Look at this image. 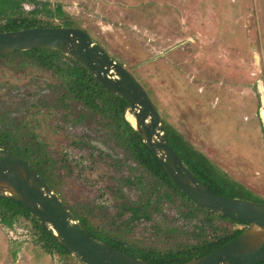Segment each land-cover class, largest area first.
Here are the masks:
<instances>
[{
    "label": "rangeland",
    "instance_id": "374dc122",
    "mask_svg": "<svg viewBox=\"0 0 264 264\" xmlns=\"http://www.w3.org/2000/svg\"><path fill=\"white\" fill-rule=\"evenodd\" d=\"M37 1L40 18H46L45 6H59L74 28L139 82L162 125L229 181L225 197L264 204V0ZM24 9L34 7L25 4ZM11 11L23 9L18 3ZM60 85L55 72L29 56L0 57V112L8 116L4 129L17 125L23 142L43 146L54 192L92 224L123 234L139 249L164 252L190 240L196 220L185 219L170 203L152 212L150 220L131 222V214L120 215L123 204L145 194L124 185L126 166L134 169L130 177L144 171L129 162L104 120L91 124L77 118L81 107H54V88ZM85 137L103 142L114 158L98 155L81 142ZM217 224L234 228L225 221ZM170 228L177 233L170 234ZM0 264L83 263L71 254L47 251L29 220L8 226L0 215Z\"/></svg>",
    "mask_w": 264,
    "mask_h": 264
},
{
    "label": "trees",
    "instance_id": "16d2710c",
    "mask_svg": "<svg viewBox=\"0 0 264 264\" xmlns=\"http://www.w3.org/2000/svg\"><path fill=\"white\" fill-rule=\"evenodd\" d=\"M20 4L22 12H12L16 4ZM37 0H0V33L19 31L33 27H73L74 24L69 16L60 7L52 10L48 6L46 18L38 16L39 11ZM25 4L33 5L34 9L27 11ZM59 22V24L55 23ZM78 29V28H77ZM11 55L29 56L38 61L42 66L55 72L61 81L60 86L54 88V107L62 106L67 110H78L80 121L89 120L97 123L98 120L106 122V128L111 129L115 142L123 148L133 150L130 153L135 156L137 162L147 168L151 174L149 180H138V187L144 196L136 203L123 204L120 215L131 214L130 221L138 222L142 219L150 220L153 213L160 212L161 207L170 203L177 206L182 216L187 220H196V225L190 234L191 239L177 242V248L164 252L156 250L139 249L123 238L121 233L113 232L97 227L91 223L87 217L78 211L70 209L76 213V217L83 225L88 235L95 240L103 242L113 248L118 249L134 258L141 259L150 264H181L201 257L217 250L233 239L237 238L247 227V224L224 216L219 217L212 213L202 211L195 207L189 199L170 180L164 169L151 154L149 149L143 144L136 131L125 120V111L128 102L120 97L108 93L91 75L77 62L65 57L61 53L53 50H33L19 52ZM10 55L0 56L7 57ZM65 60V61H63ZM70 102L74 104L70 105ZM42 105H45L43 103ZM46 106V105H45ZM5 112H0V149H5L17 155L28 164L48 183L53 189L55 183L51 173L48 155L43 146L33 140L22 141V135L18 133V126H14L12 131L4 129ZM164 133L169 145L178 153L188 168L208 187V189L218 196L225 197L222 192L223 187L229 181L210 163L201 153L196 151L183 137L174 129L165 126ZM137 148L134 151V148ZM1 221L11 226L19 218L27 219L31 222L35 230L39 233V241L49 252L59 254L70 253L63 248L43 227V225L30 215L28 210L19 202L0 198ZM225 221L234 228L227 230L218 227L217 222ZM117 229V228H116ZM170 234L177 233L175 228L169 229ZM264 264V262L260 263Z\"/></svg>",
    "mask_w": 264,
    "mask_h": 264
},
{
    "label": "water",
    "instance_id": "95a60500",
    "mask_svg": "<svg viewBox=\"0 0 264 264\" xmlns=\"http://www.w3.org/2000/svg\"><path fill=\"white\" fill-rule=\"evenodd\" d=\"M33 50L61 53L81 65L108 93L125 99L128 102L125 120L185 197L202 211L247 224L237 238L204 257L181 264L264 262V204L211 192L169 145L156 107L122 65L81 29L33 27L0 33V56ZM256 60L259 61L258 56ZM0 198L21 203L72 257L83 264H150L92 239L35 169L5 149H0Z\"/></svg>",
    "mask_w": 264,
    "mask_h": 264
},
{
    "label": "flooded vegetation",
    "instance_id": "af4514ba",
    "mask_svg": "<svg viewBox=\"0 0 264 264\" xmlns=\"http://www.w3.org/2000/svg\"><path fill=\"white\" fill-rule=\"evenodd\" d=\"M54 101V100H53ZM43 103H45L44 101H43ZM71 104H73V102H70V105ZM45 105H47L46 103H45ZM45 105H43V106H45ZM52 108V107H51ZM61 108H65V107H62L61 106ZM78 115H77V118H79L80 119V113H77ZM12 129H13V127H8L7 128V131H12ZM81 142L83 143V142H87V144L86 145H88L89 147H90V149L91 148H93L94 150H98L99 151V153H98V155H109V156H111L112 158H114V156L112 155V153H110V150H109V148L108 147H104V144H103V142H101V141H98V140H92V141H88L87 140V138L85 137V138H82L81 139ZM84 145V144H83ZM108 148V149H107ZM123 150L125 151V153H126V155H127V157H128V159H130L129 160V162H132V163H135L136 165H139V166H141L142 167V169H143V171H144V174H142V175H133L132 177H130L131 175H132V173H131V171H133L134 169L132 168V167H130V166H126V170H127V173L129 174V178H127V179H125V181H124V185H129V186H131V187H137L138 186V180L139 179H141V180H145V176L144 175H146L147 176V178H150L151 177V174L148 172V170H147V168L145 167V166H143V165H140L138 162H137V160H136V158H135V156H133L130 152L131 151H133L132 149L131 150H129L128 148H123ZM137 150V148L135 147L134 148V151H136ZM118 164V163H117ZM119 167H121V164L119 165ZM50 169H51V173H52V175H53V180H54V174H53V170H52V168H51V166H50ZM36 171V170H35ZM43 179V178H42ZM44 180V179H43ZM54 183H55V187H56V182H55V180H54ZM48 184V183H47ZM49 185V184H48ZM50 186V185H49ZM51 187V186H50ZM52 188V187H51ZM53 189V188H52ZM54 190V189H53ZM61 199V198H60ZM62 200V199H61ZM63 202V201H62ZM64 203V202H63ZM65 204V203H64ZM65 206L69 209L70 207L69 206H67L66 204H65ZM70 209H72V208H70ZM69 209V210H70ZM73 210H76V209H74L73 208ZM77 211V210H76ZM72 212V211H71ZM79 212V211H78ZM75 216H76V213L73 211L72 212ZM80 213V212H79ZM78 219V218H77ZM83 226V225H82ZM84 228V227H83ZM104 229H106V228H104ZM85 230V229H84ZM106 230H108V229H106ZM108 231H110V230H108ZM110 232H112V231H110ZM87 233V232H86ZM88 234V233H87ZM125 241H127V239H126V237L125 238H123ZM128 242V241H127Z\"/></svg>",
    "mask_w": 264,
    "mask_h": 264
},
{
    "label": "bare ground",
    "instance_id": "6f19581e",
    "mask_svg": "<svg viewBox=\"0 0 264 264\" xmlns=\"http://www.w3.org/2000/svg\"><path fill=\"white\" fill-rule=\"evenodd\" d=\"M262 116L264 118V111H262ZM128 120L134 124V121H133V119L131 117H128Z\"/></svg>",
    "mask_w": 264,
    "mask_h": 264
}]
</instances>
